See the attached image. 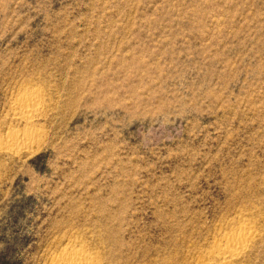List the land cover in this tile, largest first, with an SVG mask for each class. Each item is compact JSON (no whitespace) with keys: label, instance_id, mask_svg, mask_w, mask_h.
I'll return each instance as SVG.
<instances>
[{"label":"rangeland","instance_id":"1","mask_svg":"<svg viewBox=\"0 0 264 264\" xmlns=\"http://www.w3.org/2000/svg\"><path fill=\"white\" fill-rule=\"evenodd\" d=\"M239 230L264 264V0H0V264H219Z\"/></svg>","mask_w":264,"mask_h":264},{"label":"bare ground","instance_id":"2","mask_svg":"<svg viewBox=\"0 0 264 264\" xmlns=\"http://www.w3.org/2000/svg\"><path fill=\"white\" fill-rule=\"evenodd\" d=\"M41 106L36 93H31L29 96L25 97L21 96L16 100L13 104V110L16 112L17 118L19 117L21 120L25 121L28 127L22 132H9L7 139L1 144L2 150L9 153L17 152L29 150L36 145L37 133L34 135V132L31 130L32 125L30 122L35 117L39 116ZM250 238L251 234L246 231L239 230L235 233H231L217 241L215 248L210 251L209 256L221 258L222 262L220 261L219 264H225L241 253L245 244L249 242H247V240ZM50 264H97V262L95 257L88 255L83 250L64 247L54 256Z\"/></svg>","mask_w":264,"mask_h":264}]
</instances>
